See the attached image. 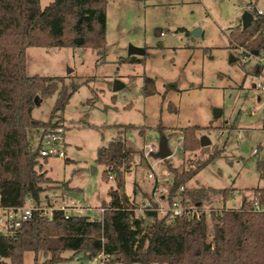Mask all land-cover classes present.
I'll return each instance as SVG.
<instances>
[{
  "label": "rangeland",
  "instance_id": "obj_1",
  "mask_svg": "<svg viewBox=\"0 0 264 264\" xmlns=\"http://www.w3.org/2000/svg\"><path fill=\"white\" fill-rule=\"evenodd\" d=\"M50 1L39 0L40 7ZM249 7L264 12V0H106L102 49L28 46L27 74L64 76V83L78 84L56 114L64 126L65 155L36 157L35 169L49 178L41 183L37 204L47 214L52 207L68 212L103 207L114 180L112 174L104 179L103 166L94 160L96 150L114 139L124 124L137 126L121 130H127L124 136L134 151L124 172L123 191L139 216L149 204L169 205L173 176L169 167L184 178L195 171L172 201L181 198L183 187L215 188L200 198L201 208L211 211L238 208L243 200L252 199L255 188H264V167H258L264 165V64L258 60L263 50L257 58L229 39ZM127 56L140 60L121 61ZM144 76L154 80L155 92L150 95L141 92ZM115 82L120 85L116 89ZM56 97L57 91L41 99L32 116L46 121ZM189 125L197 126L198 142L202 135L209 142L181 152L177 137ZM26 132L34 149L39 132L34 128ZM160 135L170 150L162 160L150 155ZM221 188L229 193L225 199ZM184 200L186 207H195L187 196ZM94 215L98 216L96 211ZM0 231L7 230L0 226ZM80 254L66 250L62 252L66 259L57 264H122L104 255L95 261L80 259ZM34 257L39 262L45 259L42 251L25 250L22 264H34Z\"/></svg>",
  "mask_w": 264,
  "mask_h": 264
},
{
  "label": "trees",
  "instance_id": "obj_2",
  "mask_svg": "<svg viewBox=\"0 0 264 264\" xmlns=\"http://www.w3.org/2000/svg\"><path fill=\"white\" fill-rule=\"evenodd\" d=\"M106 0H52L40 7L39 0H0V204L22 206L27 199L39 203L42 182L49 178L35 169L38 152L31 148L27 129L35 130L59 124L56 114L63 110L77 83H64V76H47L25 72V52L28 46L89 47L100 50L105 43ZM253 19L246 28L235 26L229 33L234 47L254 52L264 50V12L249 7ZM133 56L121 61H139ZM60 85V86H59ZM57 97L50 117L41 121L32 116L36 101ZM143 95L155 92L152 77L144 76ZM38 104V103H37ZM54 117V119H53ZM137 126H118L117 136L96 150L95 162L103 166V177L113 175L114 186L108 188L102 217L68 214L53 209L51 215L32 211L31 216L10 234L0 231V264H22L25 250L42 251L41 262L57 264L66 259L62 252L80 254L90 259L99 254L110 262L122 264H264V210L252 208V199L243 200L238 208H222L210 213V229L206 216H159L155 203L144 208V216L136 214V205L123 191L124 172L134 153L124 136ZM197 126L181 130V151L199 144ZM45 159V158H44ZM263 169V163H258ZM168 190V202L185 179L174 172ZM196 187L181 191L188 202L197 204L206 190ZM227 197L226 188L218 190ZM253 197L264 203V188H255ZM7 259V261H6Z\"/></svg>",
  "mask_w": 264,
  "mask_h": 264
},
{
  "label": "built area",
  "instance_id": "obj_3",
  "mask_svg": "<svg viewBox=\"0 0 264 264\" xmlns=\"http://www.w3.org/2000/svg\"><path fill=\"white\" fill-rule=\"evenodd\" d=\"M258 13H261L262 10L257 9ZM261 56L258 58L257 54L256 57L258 58L259 62L264 64V50L261 52ZM256 87H263L261 83H257ZM38 133V138H37V144H36V149L38 152V157L39 158H46L48 156H58V157H63L65 155V142H64V126L62 124H56V125H50L45 128H41L37 130ZM178 141L182 140V135H179L177 137ZM181 148V146H180ZM253 152H256V148L252 150ZM182 152V151H181ZM148 176H151L149 174ZM111 178L112 175H109ZM179 200L176 201H171L170 203L168 202V206L166 208H163L162 205H156V207H151V209H155L157 213H163V215H166L167 217H172L173 215H188L190 217H196L199 218L201 214H204L205 216L207 215L208 212L211 210L209 208H201L200 202L195 205L193 208L186 207L183 205ZM250 205L254 210L257 211H262L264 210V206L258 201L256 197H252V200L250 202ZM53 209H62L65 211V217H67L68 214H76V215H86V211H96V214L98 216L96 217L94 214L93 216H89V219H100L102 217V213L104 211L103 207H98V208H91L87 207L85 209L82 208H74L72 211L68 212L65 210L64 207H52L49 210V216L51 215V211ZM87 209V210H86ZM221 208H218L214 211H220ZM32 211H40L43 214L46 213L44 208L39 206L38 204L31 203L30 205H22V206H4L0 204V226L5 228L7 231L5 234H10L14 229H17L23 221L27 220L30 216ZM212 212V211H211ZM210 212V213H211ZM47 214V213H46ZM102 254H99L97 256H100ZM97 256L92 257L91 259L93 261L97 260Z\"/></svg>",
  "mask_w": 264,
  "mask_h": 264
},
{
  "label": "water",
  "instance_id": "obj_4",
  "mask_svg": "<svg viewBox=\"0 0 264 264\" xmlns=\"http://www.w3.org/2000/svg\"><path fill=\"white\" fill-rule=\"evenodd\" d=\"M252 19H253V14L248 10H244L240 16L241 27L246 28L247 26H249ZM194 32H193V34H194ZM254 54H257L256 50L254 51ZM119 86L120 85L115 82L113 88L116 89ZM34 101L36 102V104L38 103L36 101V97H34ZM208 142H209V140L207 139V137L205 135H202L199 137V144L200 145H205ZM150 155L153 157H157L161 160L167 158L170 155V150L167 146L166 137L164 135H160V137L158 139V143H157V149L155 151L150 152Z\"/></svg>",
  "mask_w": 264,
  "mask_h": 264
},
{
  "label": "crops",
  "instance_id": "obj_5",
  "mask_svg": "<svg viewBox=\"0 0 264 264\" xmlns=\"http://www.w3.org/2000/svg\"><path fill=\"white\" fill-rule=\"evenodd\" d=\"M253 152V151H252ZM256 152H257V149H256ZM256 152H253V153H256Z\"/></svg>",
  "mask_w": 264,
  "mask_h": 264
}]
</instances>
